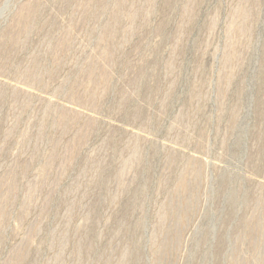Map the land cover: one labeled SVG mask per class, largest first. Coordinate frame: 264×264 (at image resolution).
Wrapping results in <instances>:
<instances>
[{"label": "rangeland", "instance_id": "1", "mask_svg": "<svg viewBox=\"0 0 264 264\" xmlns=\"http://www.w3.org/2000/svg\"><path fill=\"white\" fill-rule=\"evenodd\" d=\"M0 264H264V0H0Z\"/></svg>", "mask_w": 264, "mask_h": 264}, {"label": "bare ground", "instance_id": "2", "mask_svg": "<svg viewBox=\"0 0 264 264\" xmlns=\"http://www.w3.org/2000/svg\"><path fill=\"white\" fill-rule=\"evenodd\" d=\"M184 185H185V183H184ZM182 187V186H181Z\"/></svg>", "mask_w": 264, "mask_h": 264}]
</instances>
